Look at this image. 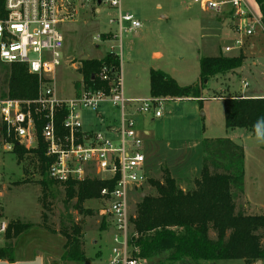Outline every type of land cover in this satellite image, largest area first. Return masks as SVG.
Wrapping results in <instances>:
<instances>
[{"label":"rangeland","instance_id":"rangeland-1","mask_svg":"<svg viewBox=\"0 0 264 264\" xmlns=\"http://www.w3.org/2000/svg\"><path fill=\"white\" fill-rule=\"evenodd\" d=\"M244 1L259 17L255 0ZM123 11L132 13L141 21L142 26L134 32L123 34L121 51L118 40L104 42L97 48L95 47L97 41L94 39L104 35L103 33L119 34L117 24L110 23L111 19L117 18L116 8L101 6L99 12L79 8L77 16L62 25L65 43L62 64L56 74L60 94H72V84L80 76L79 71L75 70L72 64L78 68L77 63L84 54L91 59L113 53L110 51L112 46L120 57L126 97L145 99L150 97L151 68L160 66L167 68L179 78L181 72L182 83L189 84L199 76V58L206 48H224L234 44L237 38L242 39L243 43L246 41V36L241 31L232 28L230 24L232 19L225 14V11L203 10L200 4L193 0H125ZM235 22L236 26H239L240 20ZM239 48L226 51V54L235 55ZM154 50L162 52L163 56L160 60L153 57ZM251 63L252 60L248 59L243 65V71L246 69L249 71ZM7 71L0 63V98L8 97L5 84ZM241 73L242 78H231L226 83L210 79L204 89L203 97L207 99L203 101L202 107L193 100L170 101L167 104L174 107L171 110L164 107L162 117L153 119L151 114L145 116L141 126L150 130L151 134L149 137H143L142 151L147 157L145 172L149 179H162L163 169L167 167L183 187L193 185V180L198 177L197 173L200 172L202 165L203 138L224 133L223 127H221L222 131L218 130V108L222 112V102L208 98L214 94L220 96V94L228 95L229 91H240L241 80L247 79L248 76L246 72ZM205 106L211 112L208 118L205 116ZM100 111L112 121L117 119V113L112 108L110 110L108 105H103ZM83 112L84 126L87 127L97 121L93 112ZM105 119L97 128L104 126V122L108 121L107 118ZM257 137L260 143L264 144V127L259 130ZM238 140L240 143L244 142L243 139ZM245 144L248 148V157L244 177L246 194L245 189L244 194H248L251 213L260 214L264 212V164L261 161L264 157H252L255 156L254 145L250 141H245ZM260 153L264 155V147ZM40 181L41 177L37 172L33 176L26 175L23 163L18 162L17 154L14 151L4 152L0 144L1 215L8 222L20 220L35 224V227L16 238L15 261H28L40 256L42 264H107L114 245V229L101 228L104 219L98 211L101 201L92 199L85 202L84 207L91 209L93 213H79L74 207L67 209L64 204V189L59 186L55 196L47 199L51 204L50 208L46 209L40 201L42 195ZM143 193L156 194L149 180L137 191H131L134 213L143 198ZM44 211L48 216L47 222L54 231L44 227L42 216ZM68 215H71L82 227L83 249L86 255L83 261L62 260L66 238L59 232V227L61 220L66 219ZM260 233L264 237V229L260 230ZM6 241L5 234L1 235L0 247L5 245ZM140 264H155V261L141 260ZM194 264L248 263L243 259H220L194 261ZM253 264H258V261ZM259 264H264V260Z\"/></svg>","mask_w":264,"mask_h":264},{"label":"built area","instance_id":"built-area-1","mask_svg":"<svg viewBox=\"0 0 264 264\" xmlns=\"http://www.w3.org/2000/svg\"><path fill=\"white\" fill-rule=\"evenodd\" d=\"M125 0H0V62L25 64L38 77L39 90L34 99L0 98V144L4 152L14 151L16 143L27 148L39 145V129L46 155L51 157L49 176L58 181L84 180L98 177L112 180L113 188L101 190L100 215L114 229L113 247L107 264H140L134 257L137 248L131 244L133 230L131 191H137L148 180L145 172L147 157L142 151L143 135L137 128V117L152 115L160 118L167 106L165 98L131 99L124 93L121 62L117 69L107 64L92 76L102 83L86 82L82 73L72 84L73 93L62 95L57 87L56 74L62 64L65 37L62 25L73 20L79 8L99 12L101 6L116 8L117 18L110 23L118 26L119 34L103 33L94 39L95 47L118 40L141 28L142 23L132 13L123 11ZM204 10L220 12L228 6L240 20L237 30L244 36L254 34L256 26L264 29L244 0H193ZM102 36H105L102 38ZM242 39L223 48V52L241 47ZM111 52L114 51L112 46ZM78 71V68L72 64ZM108 105L117 119H108L100 111ZM100 115L102 128H86L84 112ZM116 115V114H114ZM60 121V122H59ZM110 173V178L107 174ZM0 236L6 234L9 222L1 215Z\"/></svg>","mask_w":264,"mask_h":264},{"label":"trees","instance_id":"trees-1","mask_svg":"<svg viewBox=\"0 0 264 264\" xmlns=\"http://www.w3.org/2000/svg\"><path fill=\"white\" fill-rule=\"evenodd\" d=\"M264 26V0H255ZM245 56L225 55L202 56L199 60V81L181 85L167 72L150 70V97L170 101L195 99L202 107L203 90L209 79L242 66ZM1 63V62H0ZM8 70L5 75L7 95L18 99H34L38 95L39 80L31 74L25 64H3ZM107 64L117 69L120 59L114 53L100 58L83 60L78 67L87 83L100 86L98 78L92 80L101 66ZM224 116L227 129L246 128L256 132L264 127V97H224ZM60 122V121H59ZM1 135L5 136L4 128ZM203 159L200 175L193 185L183 187L169 168L163 169L162 179H149L156 194L145 195L137 205L132 218L131 244L137 248L134 257L153 260L155 264H194L200 260L243 259L248 264L264 260V212L251 213L244 194L245 149L229 137H205L202 140ZM18 162H22L26 175L36 172L41 177L40 201L50 208V201L58 187L64 189V204L74 207L79 213H93L84 204L99 199L104 187L113 188L112 180L98 177L84 180L70 179L58 182L49 176L51 157L46 155L45 144L40 137L36 148L27 149L18 143L14 148ZM239 199V202H238ZM43 224H48L44 211ZM35 227L34 223L11 221L5 234L6 243L0 247V259H14V243L21 234ZM108 227L102 219L101 228ZM59 232L65 238L63 261H83V231L71 215L60 222Z\"/></svg>","mask_w":264,"mask_h":264},{"label":"crops","instance_id":"crops-1","mask_svg":"<svg viewBox=\"0 0 264 264\" xmlns=\"http://www.w3.org/2000/svg\"><path fill=\"white\" fill-rule=\"evenodd\" d=\"M255 3H256V1H255ZM256 5L258 8L259 17H261L259 6L257 3H256ZM221 11H225V14L228 15V17L230 19L234 20V22L231 20L232 22L230 21V24H231L232 28L234 30H236L237 26L235 24L236 23L235 21H238V18L233 16L231 9L228 6H225L224 8H222ZM257 27L259 28V30L256 31ZM256 28H255L254 34H252L250 36H246V41H244L242 46L239 48L238 53L235 54V55H238V54L242 53L245 56V59H244L242 66L235 69V70H232L230 72H227L224 74H219V75H216V76L210 78V79L221 80V81H224L226 83V81L230 80L231 78H235V77L242 78L241 72H246L248 74V76H247V79L241 80L242 86L240 87V91L233 90L232 92L229 91L228 95L220 94V96L218 94H217L218 96H216V94H214L211 98H208V99L218 100V101L222 102V112H220V108H218V122H219L218 130L222 131L221 127H223L224 133L219 135V136H207V137L208 138L229 137L237 143H240L238 139H243L242 141H244V142H242L240 144H242L244 146V149H245V176H246L247 157H248V152H247L248 148L245 144V141H250V143H252L254 145L255 156H252V157H264V155L262 153H260L262 150V147H264V144L260 143V139H259V137H257L258 132L261 128L259 130H257L256 132H251L250 130H248L246 128L227 129L225 126L224 100H223V98L229 97V96H234V97H264V29L261 28L260 26H256ZM244 49H245V51H244ZM221 53L228 55V54H226V52H223V48L217 49V48H210L209 47V48H206L202 52V55L200 56V58L202 56H218ZM152 54H153V57H155L158 60H160L163 56L162 52L159 50H154L152 52ZM200 58H199V60H200ZM248 59L252 60V63L250 65V69H249V71L247 69H246V71H243V69H242L243 65ZM151 69L163 70V71L167 72L168 74H170L172 77H174L179 82V84L188 85V84L182 83L181 79L183 78V74L181 72H179V75H180V78H179L177 75H175L173 72H171V70H169L167 68H163L161 66L158 68H151ZM176 73H178V72L176 71ZM199 78H200V71H199L198 78L196 80H194L192 83L199 81ZM192 83H189V84H192ZM149 86H150V71H149ZM203 94H204V90H203ZM205 99H207V97L204 98L202 95V103ZM185 100L197 101L195 99H185ZM178 101H182V100L181 99L174 100V102H178ZM167 106L170 107L169 110L173 109V107H174L173 105H169V104H167ZM109 109L111 110L110 107H109ZM205 109H206L205 116H206V118H208L209 113L211 115V112H209L207 106H205ZM94 116L97 118V121L93 122L92 124H90L87 127L85 126L87 129L91 128V127L97 128L99 126V123L101 125V121H100V117H99L100 115L94 114ZM103 116H106V114H104ZM152 118L154 119V116H152ZM144 120H145V116H138L137 117V128L142 133L143 137H146V136L149 137L151 134L150 130L144 129L141 126V123H143ZM205 129H206V127H205ZM261 161L264 164V158ZM200 171H201V169H200ZM199 175H200V172L197 173V176H199ZM245 181H246V179H245ZM245 194H246V189H245ZM245 200H246V202H248V206L250 208L251 203L248 200V194L245 195Z\"/></svg>","mask_w":264,"mask_h":264},{"label":"water","instance_id":"water-1","mask_svg":"<svg viewBox=\"0 0 264 264\" xmlns=\"http://www.w3.org/2000/svg\"><path fill=\"white\" fill-rule=\"evenodd\" d=\"M89 57L87 54H84L81 56V59L80 61H78V67H81L83 66V60H87ZM166 109L169 110L170 107L169 106H166ZM107 178H110V173L107 174ZM145 196V193L142 194V197ZM261 260L258 261V264ZM0 264H42V258L40 256L36 257L35 259L33 260H28V261H13V262H10V261H7V260H3V259H0Z\"/></svg>","mask_w":264,"mask_h":264}]
</instances>
